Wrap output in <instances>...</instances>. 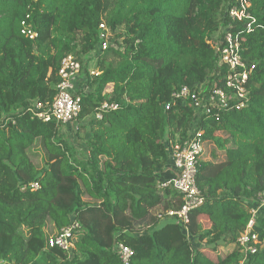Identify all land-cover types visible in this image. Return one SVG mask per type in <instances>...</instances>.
<instances>
[{"label": "trees", "instance_id": "1", "mask_svg": "<svg viewBox=\"0 0 264 264\" xmlns=\"http://www.w3.org/2000/svg\"><path fill=\"white\" fill-rule=\"evenodd\" d=\"M246 2L249 17L238 19L229 13L242 8L237 0H0L1 264H123L119 243L133 249L132 264H264V211L252 228L256 252L238 242L264 192V0ZM23 21L35 38L22 33ZM101 23L112 35L93 76L87 61ZM228 26L243 38L248 100L201 117L205 202L184 226L159 217L183 203L174 188L159 187V174L171 163L170 140L188 137L194 109L190 101L166 105L183 86L228 89L213 46ZM69 54L93 87L74 132L81 153L62 123L33 108H51ZM105 102L118 108L102 110ZM38 143L43 164L32 158ZM73 220L81 229L72 253L48 247ZM191 237L203 244L194 249ZM224 244L233 249L221 254Z\"/></svg>", "mask_w": 264, "mask_h": 264}, {"label": "built area", "instance_id": "2", "mask_svg": "<svg viewBox=\"0 0 264 264\" xmlns=\"http://www.w3.org/2000/svg\"><path fill=\"white\" fill-rule=\"evenodd\" d=\"M237 1L242 8L232 7L229 12L230 16L238 19L249 17L245 13L248 3H245V0ZM22 33L32 39L37 36V32L25 21L22 22ZM111 35V28L106 23H101V43L90 54L92 60L93 57L97 59L98 53L108 48ZM213 40V46L216 49L220 64L228 68L226 80L228 89H206L207 82L200 83L195 87L183 86L173 92L172 101L166 105V108H170L175 102L190 101L194 109V119L189 127L188 137L184 141H181L179 137L170 140L169 157L175 175L169 180H159L160 188L171 186L182 194L183 199L180 208L163 210L159 213V217L178 221L184 226H187L189 222L191 211L202 206L205 202L197 185L199 160L205 153V144L201 140L202 131L199 129L201 117L211 114L219 116L223 110L231 107L234 99L236 102L233 104L236 105L237 109H240L245 106L248 100L246 84L249 80V69L242 53L243 38L228 26L216 33ZM89 70L93 76H98L101 73L100 70L92 67H89ZM59 75L61 82L58 85V92L51 108L42 111V104L38 102L33 103V108L45 121L55 120L63 125L78 120L82 108V96L89 88L84 86L86 85L85 82L83 83L85 78L83 64L71 54L62 59ZM117 108L118 104L116 103L105 102L102 105V110H115ZM96 116L102 118L103 112H97ZM32 186L38 188L39 184L35 182ZM255 203L251 208L253 218L238 238V242L245 253H255L257 250L256 245L259 240L252 228L256 222L255 217L259 213V208L264 205V192L261 194L260 203L257 201ZM80 229V224L73 220L68 226L54 235H50L48 247L58 246L71 254L75 248V239ZM117 250L123 264H132L131 259L134 251L130 246L119 243Z\"/></svg>", "mask_w": 264, "mask_h": 264}, {"label": "rangeland", "instance_id": "3", "mask_svg": "<svg viewBox=\"0 0 264 264\" xmlns=\"http://www.w3.org/2000/svg\"><path fill=\"white\" fill-rule=\"evenodd\" d=\"M94 60V61H93ZM93 60L91 59V58H89L88 59V61L87 62H89L88 63V66L91 68H94V69H98V66H97V62H98V60L96 61V59H94V57H93ZM99 70V69H98ZM87 87L89 88L88 90H87V92H91L92 90H93V87L90 85V84H88L87 83ZM88 120V118L86 119V121ZM79 120H76V121H74V122H71V123H68V124H63L62 125V131L65 133V134H67L68 135V137L70 138V140L71 141H74V143H75V145H76V148H77V144H80L79 143V141L77 140L76 141V139L75 140H73L74 139V137H75V135H74V132L76 131V128L79 126ZM82 133V135H83V132H81ZM86 135V134H85ZM78 149V151H79V153H81V148H77ZM221 148L219 147V150H220ZM208 151V152H207ZM43 153H44V151L41 149V146L39 145V143L35 146V148H34V150L32 151V158H33V160L35 161V162H38V163H40V164H43V162H42V156H43ZM206 153L209 155V153H210V147H206ZM207 157H209V156H207ZM221 158H223V156L221 155L220 157H219V159H221ZM205 222H206V224L207 225H211L212 224V220H211V218H209V217H206V219H205ZM54 233L55 232H53V234H51V235H54ZM190 243H191V245H192V247L194 248V249H196V248H198V246H201L203 243H200L198 240H196V239H194V238H190ZM233 249V245L232 244H224V245H221L220 247H219V252L221 253V254H224L225 252H228V251H230V250H232ZM0 264H1V261H0Z\"/></svg>", "mask_w": 264, "mask_h": 264}, {"label": "crops", "instance_id": "4", "mask_svg": "<svg viewBox=\"0 0 264 264\" xmlns=\"http://www.w3.org/2000/svg\"><path fill=\"white\" fill-rule=\"evenodd\" d=\"M174 175H175V173H174V170L172 168V164L169 161L165 170L159 174V180H169V179H172L174 177ZM260 211H264V205H262L259 208V213H260Z\"/></svg>", "mask_w": 264, "mask_h": 264}]
</instances>
